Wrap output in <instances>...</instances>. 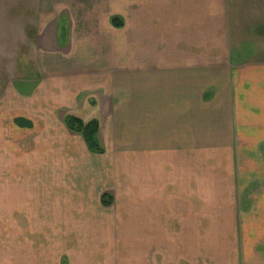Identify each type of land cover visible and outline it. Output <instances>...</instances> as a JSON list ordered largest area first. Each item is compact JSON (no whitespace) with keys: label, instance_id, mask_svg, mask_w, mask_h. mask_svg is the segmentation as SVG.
Here are the masks:
<instances>
[{"label":"crops","instance_id":"obj_1","mask_svg":"<svg viewBox=\"0 0 264 264\" xmlns=\"http://www.w3.org/2000/svg\"><path fill=\"white\" fill-rule=\"evenodd\" d=\"M45 1L65 41L0 92V264H264V0Z\"/></svg>","mask_w":264,"mask_h":264},{"label":"rangeland","instance_id":"obj_2","mask_svg":"<svg viewBox=\"0 0 264 264\" xmlns=\"http://www.w3.org/2000/svg\"><path fill=\"white\" fill-rule=\"evenodd\" d=\"M47 4L45 0H0V92L5 87L11 86L15 78L24 75L26 69L30 68L28 66L32 64L31 55L34 56L32 47L37 43L36 29L42 28L41 37H38L41 38L42 45L48 46L54 43L52 33L57 27L56 20H58L55 36H58V43L65 41L66 30L69 26L67 15L65 18L48 19L44 27L39 25ZM53 5L51 2L50 7ZM57 8L55 4L53 9L57 10ZM19 47H24V49H19ZM35 52H37L36 49ZM22 69H24L23 72ZM210 244L205 243L203 246L206 249L215 247ZM216 244L217 248L222 245V243ZM226 245L230 247L231 243H226Z\"/></svg>","mask_w":264,"mask_h":264},{"label":"trees","instance_id":"obj_3","mask_svg":"<svg viewBox=\"0 0 264 264\" xmlns=\"http://www.w3.org/2000/svg\"><path fill=\"white\" fill-rule=\"evenodd\" d=\"M113 23L116 27H122V24L119 23L117 19H114ZM65 124L70 132L81 135L84 138L88 148L92 153H104V149L99 145L96 139L100 129V124L97 121L94 120L86 124L80 119L68 116L65 119ZM107 197L108 196L105 194L102 197V204L104 206L110 205V202L106 201Z\"/></svg>","mask_w":264,"mask_h":264}]
</instances>
